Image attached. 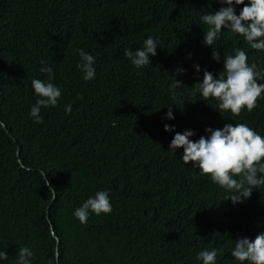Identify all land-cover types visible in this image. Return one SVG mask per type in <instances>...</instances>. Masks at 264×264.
I'll use <instances>...</instances> for the list:
<instances>
[{"label":"trees","instance_id":"trees-1","mask_svg":"<svg viewBox=\"0 0 264 264\" xmlns=\"http://www.w3.org/2000/svg\"><path fill=\"white\" fill-rule=\"evenodd\" d=\"M223 6L0 0V251L9 256L0 264H15L21 247L34 251L33 264H203L198 253L213 249L217 264H241L231 255L234 241L264 233V186L234 204L235 193L183 162L182 148L169 150L177 132L192 130L198 141L226 124L245 123L264 137V99L237 117L195 91L205 70L217 79L225 72L236 48L264 70V50L237 33L224 29L206 44L201 17ZM243 6L235 5L237 15ZM150 36L159 41L157 55L137 69L124 50L142 49ZM78 49L95 59L92 81L77 68ZM42 60L62 96L37 123L31 81L48 79ZM99 191L109 193L113 211L81 223L75 210Z\"/></svg>","mask_w":264,"mask_h":264},{"label":"clouds","instance_id":"clouds-1","mask_svg":"<svg viewBox=\"0 0 264 264\" xmlns=\"http://www.w3.org/2000/svg\"><path fill=\"white\" fill-rule=\"evenodd\" d=\"M222 5L219 11L203 14L201 20L206 26L204 32L205 42L212 47L224 29L237 33L254 50H264V0H218ZM235 5H244L239 15L236 14ZM159 41L151 36L144 41V47L132 51L124 50V55L137 68L150 65L149 56H156ZM80 61L77 68L84 73L85 81H92L96 77L94 57L84 49H78ZM213 60L219 61L220 54L213 51ZM42 73L47 74V80L33 79L31 81L35 94L39 97L30 109V115L37 123H42L41 109L59 106L62 96L61 89L55 85L53 69L41 61ZM196 72L201 71L196 65ZM225 72L217 79L205 70L203 81L196 83L195 91L202 94L204 100L213 98L218 101L219 112L230 111L233 116H241L246 109L251 113L259 107L258 101L264 99V70H260L255 63H248L247 53L236 48L234 54L226 55L224 61ZM178 82V81H177ZM82 100L83 96L77 97ZM168 119H174L171 107H168ZM65 111L72 112V105H66ZM5 129V125H4ZM165 125V131H173ZM209 136H201L198 141L191 137L195 135L192 130L183 134L177 132L169 150L175 152L183 149V162L193 163L201 170L202 175L210 176L211 180L225 189L235 193L229 199L234 204L242 203L250 198L253 189L264 186V137L251 129L245 123H236L235 126L226 124L220 130L206 129ZM19 156V152H18ZM19 163L23 166L21 160ZM47 181V180H46ZM113 211L109 193L99 191L89 198L74 212V216L86 224L90 213L96 215L111 214ZM217 250L201 251L197 258L203 264H217ZM231 255L241 264H264V233L256 236L255 240L240 238L234 241ZM34 251L28 247L18 249L15 264H33ZM58 258V257H57ZM6 251H0V260L7 261ZM48 264H53L49 261Z\"/></svg>","mask_w":264,"mask_h":264},{"label":"water","instance_id":"water-1","mask_svg":"<svg viewBox=\"0 0 264 264\" xmlns=\"http://www.w3.org/2000/svg\"><path fill=\"white\" fill-rule=\"evenodd\" d=\"M5 129H7L6 126H5ZM54 199H55V197H54ZM48 211H49V209H48ZM47 215H48V220H50L49 213ZM53 234H54V232H53ZM59 245H60V242H59V239H58L57 240V257H59Z\"/></svg>","mask_w":264,"mask_h":264}]
</instances>
